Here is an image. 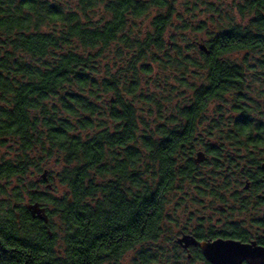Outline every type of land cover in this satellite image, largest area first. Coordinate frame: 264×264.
Here are the masks:
<instances>
[{"label":"trees","instance_id":"trees-1","mask_svg":"<svg viewBox=\"0 0 264 264\" xmlns=\"http://www.w3.org/2000/svg\"><path fill=\"white\" fill-rule=\"evenodd\" d=\"M236 8L246 25L217 27L190 43L192 55H172L174 0H0V147L14 141L18 153L0 161V193L37 164L34 151L59 159L66 188L42 201L54 207L48 224L1 204L0 264H121L128 252L133 264H164L171 204L224 207L254 180L260 171L248 167L264 149V0ZM143 19L146 32L136 29ZM171 82V98L152 92ZM214 102L238 118L210 121ZM54 216L66 228L62 249Z\"/></svg>","mask_w":264,"mask_h":264},{"label":"rangeland","instance_id":"rangeland-1","mask_svg":"<svg viewBox=\"0 0 264 264\" xmlns=\"http://www.w3.org/2000/svg\"><path fill=\"white\" fill-rule=\"evenodd\" d=\"M241 0H174V8L175 13L172 18L171 27L168 29L166 40L167 42H171L169 40H172L171 37H174V46L170 45L169 53L173 55V53H176V49H181L182 52L184 51L185 55H192L194 53V49H192L189 45L191 42H200L201 44L204 43V41H207L208 32H215L217 27H220L222 25H228V24H237V25H246L248 23V20L242 19L237 11L236 6L238 3H240ZM190 5L188 6V4ZM193 6L194 8L193 12H189L188 10H192ZM167 10H159L154 9L151 11V16L155 17L158 14H166ZM149 22L148 19H143L142 21H137L136 29H139L143 32H146V29H149ZM187 28V29H186ZM208 28V31L205 29ZM203 29V30H201ZM190 50L188 51L187 49ZM248 55V53L243 52L241 54H236L231 57L232 61L234 62H240L242 63L245 60V56ZM252 55V54H251ZM176 56V54H175ZM254 57L252 56V59ZM258 58V56L255 57V59ZM250 65H253L250 63ZM253 67H256V65H253ZM258 73H259V68ZM251 71V70H249ZM261 71V70H260ZM170 72H173L175 75L174 77H178V75L172 70L165 71V76H169ZM264 73V71H261ZM102 73V72H101ZM254 73V71H252ZM255 74V73H254ZM248 81H250L251 74L248 73ZM154 78V77H153ZM148 81V80H147ZM174 84V85H173ZM260 83L256 82L253 84L252 87L259 86ZM154 86V85H153ZM173 86H178V84H175L174 82L170 84V86L167 84L163 89L164 90H157L155 87H153L152 92L155 93L158 98L165 96L171 98V92L168 89H173ZM179 87V86H178ZM177 87V88H178ZM184 93H187V91L184 90ZM110 97V95H109ZM233 99V96L227 97V103H231ZM219 110H222L219 112ZM145 112H142L144 114ZM206 116L210 121H215L216 118H226V119H237L238 116L231 110V107H229V104L224 106V104H220L217 102L212 103V105L209 107L208 112L206 113ZM144 117H146L144 115ZM151 123V121H149ZM160 122H152V129L155 128V125L159 124ZM15 143L14 141H10L6 146L0 147V161H7L14 159L18 156V153L15 151ZM38 151H34L30 156L33 160L36 161L37 164L31 166L28 170V173L25 176H20L17 178H12L8 182H4L3 185L5 186V192L4 197L2 194H0V208L1 204L10 205L9 208L13 205L14 201H17L20 198V192L23 191L22 189L29 188L31 186H34V176L37 175L38 177H41L44 170H49L52 174H56L59 170H61V164L59 163V159L57 157L47 158V155H42L41 153H37ZM198 152V151H197ZM49 157V156H48ZM196 157V153L194 155ZM40 160V161H39ZM248 161V160H247ZM33 167V168H32ZM249 169L251 167H248ZM253 169V166L252 168ZM208 168L206 169V171ZM60 184V183H59ZM33 189V188H32ZM66 188L59 185V190L57 193L51 195L50 197L60 199L61 195L64 194ZM11 197V200L8 198ZM196 197V196H195ZM197 198V197H196ZM203 205H199V203L190 204L189 202L185 206L177 207L174 211V203L171 204L167 208V213L172 217H190V215H195L196 217H222L221 214L218 213L217 209L219 208L220 211L222 210V207H219L217 204L212 203L210 199L203 200ZM227 207V205H226ZM48 208L51 211H54V207L48 205ZM217 212V213H216ZM167 214V215H168ZM249 221V220H248ZM163 235L161 236L162 243L167 244L169 240L172 241V239H175L179 233V228L176 224H165ZM248 225V224H247ZM52 226L58 236V248L62 249L64 246V239L67 236L66 234V228L63 225L62 220L59 216L52 217ZM161 243V244H162ZM157 245V244H156ZM149 249V247H146ZM136 252H128L121 264H133L134 258H135Z\"/></svg>","mask_w":264,"mask_h":264},{"label":"flooded vegetation","instance_id":"flooded-vegetation-1","mask_svg":"<svg viewBox=\"0 0 264 264\" xmlns=\"http://www.w3.org/2000/svg\"><path fill=\"white\" fill-rule=\"evenodd\" d=\"M256 154L257 165L253 168L260 173H257L254 180H245L244 185L236 193H228L227 207L219 206L224 212L222 217H173L172 224H176L180 231L175 239L169 240L163 247L164 264H212L205 257L201 244L213 243L217 240L264 247V172L262 170L264 149ZM34 178V186L22 189L20 198L13 202L16 217H20L18 213L20 210L34 217L28 210V206L33 204H39L50 217L51 210L42 201L58 192V178L49 170H44L41 177L35 175ZM0 194L3 195V193ZM236 195L238 197L235 200ZM58 198L63 197L61 195ZM184 236L193 237L197 245L188 246L185 242L180 243ZM260 263L262 262L245 259L242 264Z\"/></svg>","mask_w":264,"mask_h":264},{"label":"water","instance_id":"water-1","mask_svg":"<svg viewBox=\"0 0 264 264\" xmlns=\"http://www.w3.org/2000/svg\"><path fill=\"white\" fill-rule=\"evenodd\" d=\"M200 49L205 50V47L201 46ZM206 159L207 157L202 151L197 153L196 163H203ZM262 170L264 172V164ZM28 210L34 216L33 218L40 219L48 224L49 217L46 210L41 208L39 204L28 206ZM179 242H185L188 246L197 245V241L191 236H184ZM201 249L212 264H242L245 259L264 263V247H258L255 244L247 245L235 241L217 240L213 243L201 244Z\"/></svg>","mask_w":264,"mask_h":264}]
</instances>
